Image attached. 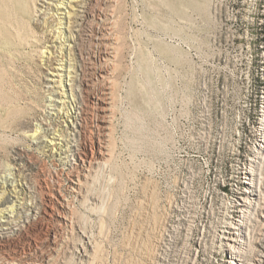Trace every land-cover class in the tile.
Segmentation results:
<instances>
[{"label":"rangeland","instance_id":"374dc122","mask_svg":"<svg viewBox=\"0 0 264 264\" xmlns=\"http://www.w3.org/2000/svg\"><path fill=\"white\" fill-rule=\"evenodd\" d=\"M20 1L0 0V173L37 187L39 173L59 170L65 190L66 170L23 135L45 117L52 70L42 51L58 42L40 22L46 4ZM182 2L88 6L81 50L98 60L88 31L100 27L98 11L109 13L117 42L107 205L95 220L69 198L98 231V264H264V0ZM97 64L86 65L87 78ZM54 228L41 219L26 236L0 237V264L16 255L37 263Z\"/></svg>","mask_w":264,"mask_h":264},{"label":"bare ground","instance_id":"6f19581e","mask_svg":"<svg viewBox=\"0 0 264 264\" xmlns=\"http://www.w3.org/2000/svg\"><path fill=\"white\" fill-rule=\"evenodd\" d=\"M90 1L42 0L46 6H42L44 9L41 7L43 17L40 22L50 27L47 28L49 32L55 31L52 37L58 44H51L49 49L42 51L48 53L43 56L44 64L52 70H47L51 77L45 78L51 83L48 86L51 90L45 104L39 103L45 117H33L34 120H29L32 127L23 130V135L31 138L42 153L53 157L54 163L66 170L65 190L60 186L59 170L48 171L46 175L39 173L37 187L19 173H0V237L26 236L41 219H52L56 225L47 237L51 248L49 253H42L37 263L28 264H98V256L101 255L98 231L84 222L85 217L76 214V204L73 206L69 199H75L89 212L88 218L98 220L106 204L104 192L112 178L108 165L114 100L111 65L117 42L109 13L98 11L100 27L88 30L91 33L88 38L99 47L98 60L94 59L95 54L92 56L89 51L81 50V36L86 32V22L90 17ZM179 10H182L181 6ZM53 17L57 19L55 28L49 23ZM88 63H98L89 78L84 74ZM95 83L99 85L89 93ZM66 121L69 123L68 128L65 125L67 130L61 125ZM250 182L252 184L251 178ZM36 188L40 190L37 191L41 194L39 199L37 193L34 194ZM25 238L30 241L29 237ZM16 256L3 258L2 264H26Z\"/></svg>","mask_w":264,"mask_h":264},{"label":"built area","instance_id":"2783aa9c","mask_svg":"<svg viewBox=\"0 0 264 264\" xmlns=\"http://www.w3.org/2000/svg\"><path fill=\"white\" fill-rule=\"evenodd\" d=\"M263 121H264V120H263L262 117H260L259 120L257 121L258 129H262V128H263V125H264ZM253 147H254V151L260 150V148L263 147V139H262V137H260V138L257 140V142L254 143ZM250 183H251V182H250Z\"/></svg>","mask_w":264,"mask_h":264}]
</instances>
